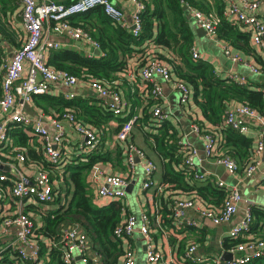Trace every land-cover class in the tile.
I'll return each instance as SVG.
<instances>
[{
  "label": "built area",
  "instance_id": "2783aa9c",
  "mask_svg": "<svg viewBox=\"0 0 264 264\" xmlns=\"http://www.w3.org/2000/svg\"><path fill=\"white\" fill-rule=\"evenodd\" d=\"M19 1L21 5L20 17L25 36L21 46L4 65L0 86V146H10L11 151L14 152L13 160L0 158V165L9 167V173H0V234H6L14 230L15 239L9 245V249L15 252L21 260L42 264L39 260L40 246L35 236V230L40 223L25 210V205L32 203L37 206L36 208L40 214H45L47 211H44L46 209L41 208V206L51 203L57 206L55 198L58 196L65 204L70 195L67 196L64 192H60L58 195L55 191L58 183L64 187L65 183L63 180H57L55 176H52L51 172L44 169L43 165L31 168L33 165L28 164L27 167H24L27 159L26 155L20 148L12 145L8 129L16 124L26 134L34 136L45 161L53 169H57L58 175L63 174L64 165L68 162V157L64 156L61 149L65 137L63 121L72 126L78 134V146L82 153L93 151L100 142L101 132L83 124L82 121L76 118L73 111L66 110L61 113H52L47 116L48 123H43L40 117H32L26 114L23 103L30 102L35 94L48 93L51 86L55 84L56 86L65 87L64 97L72 99L75 93L70 89L80 82H84L105 105L109 106L115 116H126L129 102L124 99L118 80L100 82L88 76L78 77L66 70L54 69L47 64V50L60 48V43L52 40L48 35L51 32L55 35L67 36L72 40L81 41L91 45L95 50H99L100 43L98 40L81 25L72 23L69 19L70 16L99 6L110 19L120 23L123 27L130 28L133 36H138L141 31L140 13L144 8V4L141 0H130L134 3L135 9L129 21L125 11L113 0ZM259 3L260 0H230L225 8L224 15L230 21L245 26L250 33L251 45L264 59V21L259 19L255 13ZM190 14L195 19L196 24L202 27L209 37L220 43L225 55L229 56L233 62L247 66L250 72L256 76L263 75V67L257 66L255 62L247 61L239 53L233 51L227 41H221L217 37L216 30L220 18L216 12L209 11L205 13L190 9ZM191 55L193 59L201 58V54L195 46L191 47ZM142 59H144L143 62L137 60L135 70H129V66L125 69L126 79L132 82L138 81L142 90H145L147 84L151 83L153 85L151 92L154 97L161 100L163 90L160 79L164 82H171L179 93L180 104L185 106L190 103L192 91L182 81L172 78L171 68L165 61L144 56L140 60ZM226 77L240 84H246L248 79L246 76L234 71ZM262 92L264 94V83ZM162 106L154 107V116L159 118L169 117V113ZM135 118L136 116H132L125 120L114 135L115 146L121 144L125 149L124 164L129 169V177L122 173L107 172L99 167V163L94 164L89 171L90 180L91 182L97 181L98 185L96 187V197L92 202L104 199L110 203L124 199L127 195L126 188L131 182L132 169L137 161L142 163V170L145 175L141 188L143 190L154 188L153 195L162 191L161 183L158 184L153 179V174L157 171L155 160L149 157L139 145L130 140ZM223 123L231 126L241 134L248 135L251 123L260 126L262 129L264 128V116L243 103L227 110ZM191 129L195 133L200 132L197 124H193ZM202 135L204 138V158L221 164L229 174L235 173L239 167L237 161L231 156L217 151L218 143L221 140L209 133ZM252 142L253 148L250 159L243 168L246 176H251L260 163L261 153L264 151L263 130L259 131V135L256 136V139H252ZM181 143L187 151L183 163L194 170L195 177L198 180L210 179L213 181L206 172L199 169L198 151L194 147L186 146L182 140ZM20 164L23 165L20 166ZM23 168H30L32 172L27 174ZM261 180L264 181V172L261 174ZM7 181L10 182V187H5L2 184ZM213 183L225 191L221 207L213 208L209 204H195L192 200H178L175 202L177 207L175 227L180 225L183 227L197 226V222L187 218L184 213L185 209L194 206L199 210L201 216L210 218L214 224L226 223L232 220L242 199L240 191L228 187L222 180H214ZM150 212L155 214L154 220L159 226L160 234H167L168 236L167 229L160 226V215L156 204L151 205ZM252 220L251 208L247 207L244 217L228 231V237L237 239L244 233H248ZM112 232L113 238L120 241L123 249L122 264H135V248L129 241V238H132L135 232L141 235L145 244L146 264H185L184 262L194 264H199V262H202V264H247L258 257L264 256V238L247 237L227 250L231 253L229 260L222 259L221 255L223 253L202 259L195 258L193 254L197 244L192 241L187 243L180 254L185 261L180 262L178 258L173 257L166 260L164 254L155 247V241L151 234L149 213L145 210L132 214L125 213ZM169 233H171V230ZM177 235L181 237V234L177 233ZM45 243L49 249L60 250V256L64 264H76L78 261H81L82 264H88L87 250L89 242L87 235L80 229L78 224L63 227L58 236L47 239ZM177 243H181V241H177ZM76 255L78 258H76ZM1 257L2 255H0V259ZM95 261L96 258H93V262Z\"/></svg>",
  "mask_w": 264,
  "mask_h": 264
},
{
  "label": "trees",
  "instance_id": "16d2710c",
  "mask_svg": "<svg viewBox=\"0 0 264 264\" xmlns=\"http://www.w3.org/2000/svg\"><path fill=\"white\" fill-rule=\"evenodd\" d=\"M141 1L144 8L140 13L141 31L138 36H133L130 28L110 19L101 7L96 6L72 15L69 19L72 23L81 25L98 40L99 53L87 57L74 49L50 50L47 64L78 77L88 76L105 82L117 81L118 76L124 77V71L128 67L126 60L134 54L137 56L136 61L139 59L140 62L144 61L140 60L143 56L165 61L171 68L172 78L182 81L192 91V103L201 114L196 118L191 116V120L199 127V133H209L219 138L222 141L221 152L234 158L243 169L250 159L252 139L225 125L223 119L227 110L243 103L264 116L262 81L258 78H248L246 84H240L227 77H219L208 61L201 58L193 59L191 47L194 44V33L191 18H188L183 5L205 13L214 9L220 18L216 30L217 37L227 41L239 54L250 52V33L244 25L232 22L224 15L226 5L223 0H212L213 5L208 0ZM146 43L149 45L144 48ZM150 45L152 46L149 49ZM256 61V65L264 69V62H261L260 56L256 57ZM152 88L153 85L148 83L145 90L139 91L137 87L129 84L125 92L121 91L124 99L129 100L126 116H115L109 106L96 97L66 99L49 92L33 95L35 106L40 107L43 112L52 110L61 113L65 109H71L83 124L101 132L100 142L96 148L66 162L61 175L45 161L41 150L39 153L36 152L37 147L40 148L36 140L35 144L31 143V146L28 144L35 138L34 136L26 134L16 124L8 129L12 145L20 148L26 155L24 167L28 164L33 165L31 168L43 165L44 169L50 171L57 180L64 181L65 187L58 183L55 189L58 195L60 192L70 195L65 204L59 196L55 198L57 206L42 216V222L35 230L40 246L39 260L42 264H64L60 250L49 249L45 242L53 236H58L63 227L73 224H78L87 235L88 264H116L123 253L120 241L113 238L112 231L125 213L134 212L130 208L129 211L125 209L118 201H112L105 206L93 204L86 181L87 174L94 164L110 162L115 167H124L125 149L121 144L113 150L104 148L107 141L104 127L113 118L118 124L111 131L116 133L125 120L136 116L130 140L137 144L134 138L140 136L144 145L140 147L155 160L157 169H160L162 191L153 195L151 204L157 205L161 227H175L177 211L175 202L178 200H192L194 203L209 204L213 208L221 207L225 197L224 189L218 188L210 179L198 180L195 177L194 170L183 163L187 151L183 148L181 136L175 125L169 117L154 116V107L163 103L161 99L154 97ZM186 106H190V103ZM0 148L2 153L0 158L13 160L14 152L10 146L1 145ZM24 172L28 174L32 170L27 168ZM2 184L5 187L11 185L8 181ZM147 212L151 231L153 234L160 233L159 226L154 220L155 214H151L150 208ZM188 227L193 226L184 228ZM253 227L251 224L250 233ZM238 242H240L238 238L225 239L224 248L230 249ZM187 243H173L179 249L177 258L180 262L185 261L180 254ZM8 255L2 256L0 262L38 264L21 260L13 251ZM93 258H96L95 262ZM247 264H264V256Z\"/></svg>",
  "mask_w": 264,
  "mask_h": 264
},
{
  "label": "crops",
  "instance_id": "0c3cea01",
  "mask_svg": "<svg viewBox=\"0 0 264 264\" xmlns=\"http://www.w3.org/2000/svg\"><path fill=\"white\" fill-rule=\"evenodd\" d=\"M60 2H67L68 0H57ZM115 1L127 14V17L131 18V14L133 13L135 9V5L130 0H113ZM212 5V0H208ZM225 5L228 6V3L230 0H223ZM184 6V5H183ZM189 8V6H188ZM226 8V7H225ZM20 10L21 5L19 0H5L4 2H1L0 0V23L2 22V25L0 27V86H1V79L4 72V65L11 59L12 54L21 46L22 40L24 39L25 33L22 27L21 17H20ZM211 11L215 12L214 9H211ZM190 13V9H189ZM257 17L264 21V0H260L259 6L255 11ZM191 15V14H190ZM193 18L192 16H190ZM193 20V19H192ZM3 21L8 22L9 26L5 27L3 25ZM192 28L194 33V40H193V46L196 47V49L201 54V59L208 61L215 71V73L219 77H226L230 72H236L238 74L244 75L247 78H261L262 85L264 83V72L262 76H256L253 77L250 73V70L247 66L239 64L238 62H233L232 59L225 55L223 52V49L217 40L214 38L209 37L206 32H201V35L198 36L196 34L195 29L198 27V25L194 22H192ZM18 27L19 30L16 33H14L16 30L14 27ZM200 27V26H199ZM14 28V30L12 29ZM202 28V27H201ZM17 31V30H16ZM52 40L58 41L60 43V48H66V49H74L81 53L84 56L90 57L96 54V50L91 47V45L83 43L81 41H75L67 36L62 35H55L50 32L48 35ZM219 38V37H218ZM221 41H225L221 38H219ZM149 44L146 43L144 45V48H147ZM152 45L149 46V49ZM250 52L242 53L240 52V55L246 59L247 61L257 62L256 57L260 56L261 62H264V59L261 58V55L258 53V51L251 45ZM232 47V46H231ZM58 48V49H60ZM153 48V47H152ZM233 49V47H232ZM56 50V49H55ZM235 49H233L234 51ZM50 50H47L46 57L48 56ZM236 52V51H235ZM99 53V52H98ZM97 53V54H98ZM137 56L134 54L132 57H129L127 59V64L129 66V70H135L137 65ZM118 82H119V88L122 92H125L124 90L127 89V86L134 85L139 89V91L142 90V88L139 85V82H132L129 79H126L125 75L124 77L118 76ZM132 83V84H131ZM160 84L163 90V98L162 103L165 111L169 113V119L172 121V123L175 125L176 129L179 131V134L181 136L182 142L187 146L194 147L198 153L200 162L198 161V167L202 172H206L207 175L214 180H222L228 187H232L240 191L242 199L239 203V208L236 214L233 216L232 220L226 223H220V224H214L210 218L201 216L199 214V210L194 207H189L184 210L185 216L189 219L195 220L197 222V226L194 227H188L184 228L183 226L174 227V228H167L168 236L167 234H160L159 232H156L153 234V239L155 241V247L160 250L164 256L165 259L168 260L170 257H173L177 259V254L179 252V249L173 245L177 243V241H181L182 243L186 242H195L197 244V248L194 251V257L195 258H204L207 256H218L219 254H222L223 252L227 251L228 249L224 248V242L225 239H228V231L231 229V227L238 223L243 217L244 213L247 207L251 208L253 220L252 225L254 226L251 230V233H244L243 235L239 236L238 239L240 241L245 240L247 237H264V181L261 180V174L264 172V151L261 153L260 157V163L256 169V171L251 176H246L244 174L243 169H241L240 165L238 167V170L233 173L229 174L225 168L221 164H217L214 161L210 159H205L203 156V147H204V138L201 133H195L192 131L191 126L195 123L192 122L191 116L193 118L200 117V111L199 109L194 106L192 103V100L190 101V106H183L180 107V112L177 116L172 112L173 106H174V99L172 98L173 92H178L174 85L171 82H164L160 79ZM57 88V89H55ZM75 93L74 98H83L86 99L87 97L91 96L93 98H98L94 92L91 90V88L85 84L84 82H80L75 87L70 89ZM51 91V92H50ZM49 93L57 96V97H64V92H66V88L63 86H56L52 85ZM65 98V97H64ZM68 99V98H67ZM99 99V98H98ZM128 100V98H126ZM35 98L31 99L28 104L31 106V109L33 111L32 117H40L41 121L43 123H48L47 116L55 113L54 111L50 110L48 112H43V110L40 107L35 106L34 104ZM129 102V100H128ZM177 104V102H176ZM185 107V108H184ZM186 109V111H185ZM25 110V109H24ZM71 110V109H65ZM73 111V110H71ZM26 114H29L25 111ZM182 116V117H181ZM64 122V128H65V137L63 140V147L61 149L63 150L64 156H67V161L73 160L74 158L78 157L80 154H82V151L79 149L78 141L79 136L74 131L72 126H69L65 121ZM118 122L115 118L110 119L106 125V139L104 148L113 150L116 148L114 144V135L115 132H112L111 129L115 128L117 126ZM250 126V132L247 137L251 139H256V136L259 135V131L263 130L264 135V128H260V126L251 123ZM141 137L137 136V138H134V141L139 146H143ZM11 139V138H10ZM140 139V140H139ZM36 138H33V140L28 144L31 146V143L35 144ZM222 142V141H221ZM221 142L218 143L217 151L221 152ZM11 143L13 144L12 140ZM114 144V145H113ZM1 150V148H0ZM40 148L37 147L36 152H40ZM2 154V153H0ZM23 164H20V166ZM32 165V164H31ZM137 166L140 167L143 176H142V182L145 179L144 172L142 170V163L137 161L135 166L132 169L131 172V189L128 192L124 199L118 200V202H122L125 209L129 211V208L134 212H139L141 210L147 211L151 207V199L153 197L154 188L143 190L141 188V184L135 189L136 186V169ZM99 167L106 170L107 172H113V173H122L129 177V169L124 164V167H115L110 162H103L99 163ZM7 168V169H5ZM21 168V167H20ZM27 168H23L25 170ZM7 172L9 173V167L8 166H2L0 168V173ZM153 179L156 183H160L161 179V173L160 169H157L155 173L153 174ZM86 181L88 183L89 192L91 193L92 201L96 197V187L98 185L97 181L90 180V172L87 174ZM129 183V184H130ZM129 194V195H128ZM70 197V196H69ZM98 206H105L109 204L104 199H99L96 202H93ZM198 204V203H195ZM37 206L31 204L25 205V210L28 211L34 218H36L38 223H41L42 216L46 214H40ZM55 204H46L44 206H41V208H45L44 211H49L50 209L55 208ZM171 230V233L169 231ZM177 233L181 234V237L177 235ZM15 239L14 236V230L7 232L6 234H0V255H8L9 252H11L9 248V245L11 242ZM198 240V241H197ZM129 241L135 248V264H141L140 257L142 255L144 256V263L146 264L145 260V244L142 240V237L139 233L135 232L132 238H129ZM228 252V251H227ZM230 253V252H229ZM231 254V253H230ZM9 256V255H8ZM2 258V257H1ZM10 258V256H9ZM0 264H5L1 263ZM116 264H122V255L119 256ZM173 264V263H170ZM198 264V263H195ZM199 264H202V262H199Z\"/></svg>",
  "mask_w": 264,
  "mask_h": 264
},
{
  "label": "rangeland",
  "instance_id": "374dc122",
  "mask_svg": "<svg viewBox=\"0 0 264 264\" xmlns=\"http://www.w3.org/2000/svg\"><path fill=\"white\" fill-rule=\"evenodd\" d=\"M1 13V12H0ZM193 19V20H192ZM191 21L194 23L195 22V19L194 18H191ZM196 23V22H195ZM1 25H2V22L0 23ZM1 25H0V27H1ZM3 25L5 26V27H7V26H9V24H8V22H6V21H3ZM14 28L17 30H14ZM14 28H12L15 32L14 33H16L17 34V32H18V30H19V28L18 27H14ZM18 35V34H17ZM253 77H256V75H254V74H252V73H250ZM262 77H259V79H261ZM172 98L174 99V106H173V113L175 114V116H177L178 115V113L180 112V106H181V104H180V101H179V93L178 92H173L172 93ZM176 102H177V104H176ZM182 117V116H181ZM140 137V136H139ZM141 139V138H140ZM139 139V140H140ZM143 145V144H142ZM144 146V145H143ZM203 151V150H202ZM142 176H143V173H142V171H141V169H140V167L139 166H137V169H136V186H135V189L141 184V182H142ZM129 195V194H128ZM76 258H78V256L76 255ZM140 262H141V264H145L144 263V256L142 255V257H140ZM76 264H82L81 263V261H78V262H76Z\"/></svg>",
  "mask_w": 264,
  "mask_h": 264
},
{
  "label": "water",
  "instance_id": "95a60500",
  "mask_svg": "<svg viewBox=\"0 0 264 264\" xmlns=\"http://www.w3.org/2000/svg\"><path fill=\"white\" fill-rule=\"evenodd\" d=\"M183 9L187 12V16H188V18H191V17H190L191 15H190V13H189V8H188V6H187V5H184V6H183ZM132 27H133V26H132ZM195 31H196V34H197L198 36L201 35V32H202V31H204V33H205V30H204L203 28L199 27V26L195 29ZM263 40H264V35H263ZM98 52H99V50H96V54H97ZM23 107H24L25 111L29 113V115H33V111H32V109H31V106H30L28 103H23ZM0 168H2L1 165H0ZM5 169H7V168H5ZM131 186H132L131 183L127 186L126 190H127L128 192L130 191ZM221 257H222V259H224V260H229V259L231 258V254H230L229 252L225 251V252H223V254L221 255Z\"/></svg>",
  "mask_w": 264,
  "mask_h": 264
}]
</instances>
